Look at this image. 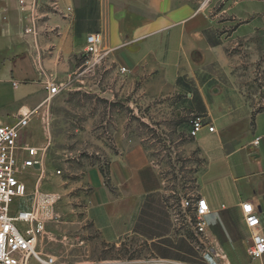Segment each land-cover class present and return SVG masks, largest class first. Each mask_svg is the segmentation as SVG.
Wrapping results in <instances>:
<instances>
[{
	"label": "crops",
	"instance_id": "1",
	"mask_svg": "<svg viewBox=\"0 0 264 264\" xmlns=\"http://www.w3.org/2000/svg\"><path fill=\"white\" fill-rule=\"evenodd\" d=\"M218 1L222 5L213 16L211 8L194 0H24L22 10L18 0H0V123L10 126L20 114L37 109L20 132V161L26 157L23 149L44 146L40 119L47 85H63L71 78L89 34L101 35V51H107L103 63L117 72L125 68L120 74L139 99L182 96L177 79L196 81L194 74L201 65L217 64L224 72L228 101L206 105L203 112L188 109L214 127L212 133L204 128L192 140L200 159L193 197L205 200L208 207L206 232L197 243L179 233L180 214L163 202L161 180L145 150L125 138L115 140L106 180L99 167L90 166L66 187L54 190L57 196L68 194L81 204L84 218L105 244L119 248L126 239L143 243V254L130 264H147L151 259L264 264V256L250 259L246 254L250 231L241 213V205L250 203L264 236V109L253 111L238 99L233 58L227 53L238 40L264 32V0ZM34 3L37 37L25 39L21 30L32 19ZM221 14L233 24L227 37L219 34L215 20ZM215 40L220 44L212 46ZM181 64L189 66V75L180 74ZM203 88H199L202 96ZM46 172L44 164L41 175L35 169L25 173L27 196L29 178L35 179L34 198L49 195L44 192L50 181L58 183L59 175Z\"/></svg>",
	"mask_w": 264,
	"mask_h": 264
},
{
	"label": "rangeland",
	"instance_id": "2",
	"mask_svg": "<svg viewBox=\"0 0 264 264\" xmlns=\"http://www.w3.org/2000/svg\"><path fill=\"white\" fill-rule=\"evenodd\" d=\"M194 1L211 8L213 16L222 5L218 0ZM215 20L219 34L227 37L233 27L230 17L221 14ZM238 41L227 48L237 75L236 88L241 94L238 99L253 111L263 110L264 32ZM87 60L83 54L77 59L74 74L63 84L60 93L44 105L40 119L46 137L44 146L40 147L44 150L46 174L55 170L61 174L57 176L58 183L48 181L49 190L44 192L54 199L57 217L46 221L36 250L45 257H53L58 264H109L114 260L130 264L143 254L145 246L135 239H126L119 248L102 242L79 209L81 204L68 194L57 196L54 191L66 187L90 166L107 172L108 157L116 152L115 140L120 137L145 150L161 180L163 202L180 214L179 233L193 237L197 243L190 225L192 215L180 212L181 201L193 197L200 167L193 139L188 136L195 113L188 109L203 110L206 105L213 107L228 101L224 72L217 64L199 66L194 74L196 81L189 79L187 92L182 90V94L190 96L182 103V96L177 94L139 99L134 91H129L127 79L113 65L107 67L102 61L91 67ZM180 67L181 75L190 74L187 64ZM202 86L203 96L199 90ZM27 180L29 195L15 199L14 205L29 207L35 201L31 195L35 179ZM17 227L23 233L27 226L18 223ZM151 260L145 262L154 264ZM30 264L37 263L31 259Z\"/></svg>",
	"mask_w": 264,
	"mask_h": 264
},
{
	"label": "built area",
	"instance_id": "3",
	"mask_svg": "<svg viewBox=\"0 0 264 264\" xmlns=\"http://www.w3.org/2000/svg\"><path fill=\"white\" fill-rule=\"evenodd\" d=\"M18 7L21 10L25 7L24 0H18ZM37 8L36 3L31 5L32 19L21 30V36L25 39L34 40L37 37L39 19L34 14ZM102 41L100 34H89L85 39L84 57H88L86 64L91 67L101 63L107 55V51H101ZM120 72L125 73L126 69L121 68ZM62 86L58 83H49L45 103L57 96ZM36 112L37 109H34L20 114L16 122L10 126L0 123V264H30L31 259L37 264H58L53 257H45L36 250L46 221L57 217L53 212L54 199L48 195L36 197L29 209H17L14 205L15 199H23L27 196L25 173L35 169L40 175L43 174V149H23L26 157L21 161L17 156L20 132L28 126L29 120ZM204 128L208 133L214 131L212 125L205 124L200 117H194L190 121L188 136L194 139ZM55 174L60 175L61 172L56 170ZM180 205L183 213L192 215L191 230L199 241L207 228L204 217L208 213V207L205 200L192 197L182 200ZM241 213L242 221L250 231L246 254L250 259H260L264 256V236L259 231V215L250 203L241 205ZM18 223L27 226L23 233L18 229ZM153 263L182 264L165 260H154Z\"/></svg>",
	"mask_w": 264,
	"mask_h": 264
},
{
	"label": "trees",
	"instance_id": "4",
	"mask_svg": "<svg viewBox=\"0 0 264 264\" xmlns=\"http://www.w3.org/2000/svg\"><path fill=\"white\" fill-rule=\"evenodd\" d=\"M210 44L212 45V46H215V45H218V44H220V42L219 41H217V40H215V41H211L210 42ZM186 84H187V80H186V78L185 77H180V78H178L177 79V82H176V85L181 89V90H184V92L186 91ZM187 92V91H186ZM185 92V93H186ZM187 98V94L185 95V94H182V103H183V101L185 100ZM185 108V107H184ZM188 109V108H187ZM189 109H191V108H189ZM193 109V108H192ZM198 112H203V110H197ZM101 172V174L103 175V177L105 178V180H106V178H107V172H102V171H100Z\"/></svg>",
	"mask_w": 264,
	"mask_h": 264
}]
</instances>
